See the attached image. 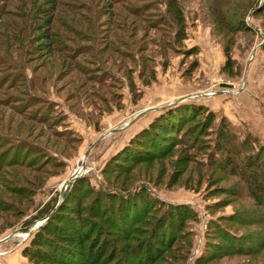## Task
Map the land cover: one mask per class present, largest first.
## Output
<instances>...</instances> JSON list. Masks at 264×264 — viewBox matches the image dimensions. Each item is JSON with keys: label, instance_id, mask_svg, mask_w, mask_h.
Masks as SVG:
<instances>
[{"label": "rangeland", "instance_id": "rangeland-1", "mask_svg": "<svg viewBox=\"0 0 264 264\" xmlns=\"http://www.w3.org/2000/svg\"><path fill=\"white\" fill-rule=\"evenodd\" d=\"M179 103L201 114L112 164ZM146 108L161 109L135 118ZM221 124L234 139L223 151ZM261 151L264 0H0V240L13 233L0 264H28L23 248L77 168L80 219L109 253L76 264H264V204L241 161ZM108 194L150 206L116 244ZM100 205L105 222L89 215ZM156 231L169 239L149 263L141 247Z\"/></svg>", "mask_w": 264, "mask_h": 264}, {"label": "trees", "instance_id": "trees-1", "mask_svg": "<svg viewBox=\"0 0 264 264\" xmlns=\"http://www.w3.org/2000/svg\"><path fill=\"white\" fill-rule=\"evenodd\" d=\"M261 7L262 5L259 6L256 11L262 9ZM174 14L179 18L182 16L181 12L177 9H175ZM44 22L50 24V20H47L46 18L44 19ZM187 105L188 104L179 103L167 109V112H165L166 114L161 113L130 140L127 149L130 150L131 153L128 156L127 154H121L122 152L114 155L111 158L114 162L112 164L124 165V163H129L131 160H137L139 156L132 154V152H138L137 149H141L142 147L146 146V143L149 141V139H151L153 143L159 138L166 140L170 137L169 135L171 133L176 132L178 129H184L187 123L193 121L195 117L201 114V108H199V106L195 104H191V106ZM220 127L219 140L221 144L219 150L223 151L225 150L226 144L234 139H232L233 135L229 136L226 127H224L222 124ZM247 142L249 143L248 140L243 142L242 146H248L250 143L248 144ZM262 154L263 151L258 152L254 156H244L241 158V161L244 162V170L246 171L244 179L250 189L251 196L257 203L261 205L264 204V159L261 158ZM227 156L230 157V154H227ZM81 181V178H77L74 182L70 183V187L66 189L63 200L60 202L57 209L45 220L41 226L37 228V230L33 233L28 245L23 248L21 254L23 257L28 259V264H58L59 262L76 264V261H81V258L79 257L82 254L84 255V252L87 253V256H91L93 259H102L109 253L105 243L102 247H99V238H97L98 236L96 235L98 226H96L94 222H91L89 226L88 223H83L85 219H80L83 214L81 213ZM105 194H107V192H105ZM105 200L108 202H115L116 209L114 212H112V214H117L119 217V221L117 220V222L121 230L117 229L118 231H116L117 235L121 236H118L116 240H114L115 244L117 240L124 241L123 238L126 234L128 235V238L131 237L130 234L134 231L132 230L133 225L129 226L127 221L131 222V224L133 222H138V220H140L141 217H143L145 213L148 212L147 210L150 207L147 205L145 207L139 206L140 203H136L129 197H124V195L122 197L120 194L117 196H113V194L105 195ZM100 203L101 202H99V204ZM99 204H97V206ZM100 207H103L101 211L93 210L89 212V215L95 217V219L97 218L105 222V220H107L109 217L104 212V207L106 206L100 205ZM51 210V208H44V210L41 212L42 216L45 214H50ZM112 214L111 217H113ZM170 221H176V223L179 224L181 222V217L171 216ZM109 225L114 226L116 223L112 221ZM84 226L89 228L85 230ZM122 230L124 232H122ZM164 231L165 230H163V232ZM156 232L151 242L145 243L141 247V251L144 252L149 263H151L150 260H152L154 256L153 254L159 252L162 247L165 246V241L169 239L168 236H166L167 234H164L163 232ZM91 234L94 237H92ZM55 250L59 251L58 258L55 255ZM62 254L69 255L71 258L75 257L76 259L80 260H75L74 262L73 260H70L69 256L64 257Z\"/></svg>", "mask_w": 264, "mask_h": 264}, {"label": "water", "instance_id": "water-1", "mask_svg": "<svg viewBox=\"0 0 264 264\" xmlns=\"http://www.w3.org/2000/svg\"><path fill=\"white\" fill-rule=\"evenodd\" d=\"M254 54H255V50H254L253 53H252L251 59L254 57ZM206 95H207V94H206ZM185 99H187V97H182V98H180V99H178V100H176V101L170 103L169 105L174 104V103H176V102H181V101H183V100H185ZM161 108H163V107H161ZM161 108H146V109L143 110L142 112L138 113V114L135 116V118L140 117L141 115H143V114H144L145 112H147V111H150V110H157V109H161ZM135 118H134V119H135ZM130 123H131V121L128 122V123H126L124 127L128 126ZM120 129H122V128H119V129H112V130L108 131L107 133L110 134V132L117 131V130H120ZM88 153H89V150H87V151L84 153V155H83V159H85V158L87 157ZM83 167H84V162L81 163V168H83ZM78 173H79V172H78V168H77L76 170L73 171L72 175H71V176H70V177H69V178H68V179H67V180H66V181L60 186V188H59V189H60V190H59V191H60V198H59V201H58V202H61V201L63 200L64 192L66 191V189H67L69 183H71L72 181H74L76 178H78V177L80 176V174H78ZM46 217H47V216H46ZM46 217H45V218H46ZM45 218L41 219V221H43ZM41 224H42V223H41ZM41 224H40V225H41ZM12 235H13V233L7 235L6 237L3 238V240H5V239L11 237ZM3 240H0V241H3Z\"/></svg>", "mask_w": 264, "mask_h": 264}, {"label": "bare ground", "instance_id": "bare-ground-1", "mask_svg": "<svg viewBox=\"0 0 264 264\" xmlns=\"http://www.w3.org/2000/svg\"><path fill=\"white\" fill-rule=\"evenodd\" d=\"M81 169H83V168H81ZM80 170V168L78 169V171ZM80 175H82V173H80Z\"/></svg>", "mask_w": 264, "mask_h": 264}, {"label": "built area", "instance_id": "built-area-1", "mask_svg": "<svg viewBox=\"0 0 264 264\" xmlns=\"http://www.w3.org/2000/svg\"><path fill=\"white\" fill-rule=\"evenodd\" d=\"M208 94V93H207ZM214 94V93H213Z\"/></svg>", "mask_w": 264, "mask_h": 264}]
</instances>
